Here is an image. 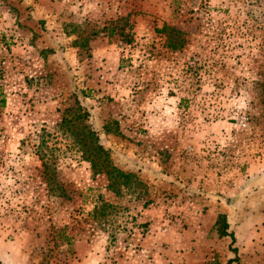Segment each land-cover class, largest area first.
Here are the masks:
<instances>
[{
    "label": "rangeland",
    "instance_id": "1",
    "mask_svg": "<svg viewBox=\"0 0 264 264\" xmlns=\"http://www.w3.org/2000/svg\"><path fill=\"white\" fill-rule=\"evenodd\" d=\"M235 258L264 264V0H0V264Z\"/></svg>",
    "mask_w": 264,
    "mask_h": 264
},
{
    "label": "trees",
    "instance_id": "2",
    "mask_svg": "<svg viewBox=\"0 0 264 264\" xmlns=\"http://www.w3.org/2000/svg\"><path fill=\"white\" fill-rule=\"evenodd\" d=\"M180 46L183 45V43L179 44ZM172 47L174 49H177L178 46L172 45ZM5 103V102H4ZM94 153L92 152L90 158L88 157V159H91V162L93 164V167L95 169L97 168H102V167H106L107 169H112V170H108V175H110V178L112 179V183L110 184L111 187H115L118 185H128L131 181V178L133 177V175H127L126 173L118 170L116 167H114L110 162H109V156H108V152L104 150L102 145H96L93 148ZM99 160H101L100 163ZM218 226H219V234L221 237H231L233 239V241L235 240V236L233 233L229 232V224L227 222V218L224 215H220L219 216V220H218ZM235 253H237V250H233ZM238 258L229 260L228 264H233L234 262H237Z\"/></svg>",
    "mask_w": 264,
    "mask_h": 264
},
{
    "label": "built area",
    "instance_id": "3",
    "mask_svg": "<svg viewBox=\"0 0 264 264\" xmlns=\"http://www.w3.org/2000/svg\"><path fill=\"white\" fill-rule=\"evenodd\" d=\"M243 124H244V126H246V122L245 121L243 122Z\"/></svg>",
    "mask_w": 264,
    "mask_h": 264
}]
</instances>
